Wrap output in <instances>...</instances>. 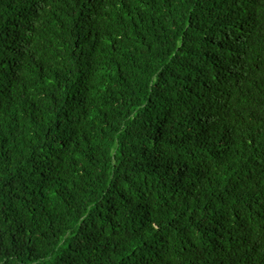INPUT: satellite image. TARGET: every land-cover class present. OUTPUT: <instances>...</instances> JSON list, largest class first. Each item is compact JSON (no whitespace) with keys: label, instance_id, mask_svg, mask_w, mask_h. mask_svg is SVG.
Returning a JSON list of instances; mask_svg holds the SVG:
<instances>
[{"label":"trees","instance_id":"16d2710c","mask_svg":"<svg viewBox=\"0 0 264 264\" xmlns=\"http://www.w3.org/2000/svg\"><path fill=\"white\" fill-rule=\"evenodd\" d=\"M0 264H264V0H0Z\"/></svg>","mask_w":264,"mask_h":264}]
</instances>
